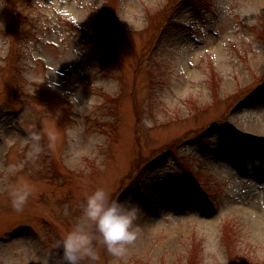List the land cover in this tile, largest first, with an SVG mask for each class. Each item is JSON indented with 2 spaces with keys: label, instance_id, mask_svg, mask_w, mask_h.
Returning a JSON list of instances; mask_svg holds the SVG:
<instances>
[{
  "label": "rangeland",
  "instance_id": "obj_1",
  "mask_svg": "<svg viewBox=\"0 0 264 264\" xmlns=\"http://www.w3.org/2000/svg\"><path fill=\"white\" fill-rule=\"evenodd\" d=\"M106 1L0 0V67L9 10L24 30L0 72V264H64L98 187L141 231L95 264H264V0H113L112 45Z\"/></svg>",
  "mask_w": 264,
  "mask_h": 264
},
{
  "label": "clouds",
  "instance_id": "obj_2",
  "mask_svg": "<svg viewBox=\"0 0 264 264\" xmlns=\"http://www.w3.org/2000/svg\"><path fill=\"white\" fill-rule=\"evenodd\" d=\"M69 131L72 135L77 134L76 129ZM48 136L51 141L56 140L54 131H49ZM41 138L40 132L31 133L30 154L42 151L39 143ZM32 191V185L27 182L11 188L10 195L16 211H23ZM138 216L139 210L134 205L128 202L126 210L125 203L113 199L105 187H98L88 193L82 220L74 223L57 242V246L63 250L64 264H95L101 259L98 244L113 257H126L128 249L140 236Z\"/></svg>",
  "mask_w": 264,
  "mask_h": 264
},
{
  "label": "trees",
  "instance_id": "obj_3",
  "mask_svg": "<svg viewBox=\"0 0 264 264\" xmlns=\"http://www.w3.org/2000/svg\"><path fill=\"white\" fill-rule=\"evenodd\" d=\"M112 22H114V20L111 18ZM9 26H8V30H9V36H11V41L10 43V51L7 55V59L5 62L4 67H0V72L6 71L7 76L12 75V76H16L17 72H18V66L13 63V58L15 56V54L13 52L16 53V51H18L19 49V45L17 44V39L19 40V36H22V32L23 30V26H22V22L23 20H19V18L17 19V16L14 15L12 10H9ZM115 24V23H114ZM113 31V35L112 36H121L122 40L125 39L124 37V33L123 31L118 28V26L115 24V27L111 28ZM140 62H137V65H139ZM136 65V66H137ZM137 122H139L138 120H136Z\"/></svg>",
  "mask_w": 264,
  "mask_h": 264
}]
</instances>
